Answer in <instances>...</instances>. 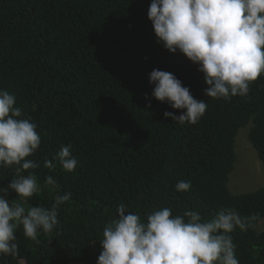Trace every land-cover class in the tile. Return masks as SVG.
I'll return each instance as SVG.
<instances>
[{"label":"trees","instance_id":"1","mask_svg":"<svg viewBox=\"0 0 264 264\" xmlns=\"http://www.w3.org/2000/svg\"><path fill=\"white\" fill-rule=\"evenodd\" d=\"M150 3L0 0V90L15 94L16 106L41 137L26 158L38 167H0V188L34 174L38 193L23 200L12 190L6 193L10 203L26 208H50L56 195L71 193L54 230L32 241L17 229L18 252L0 256V264H97L103 228L118 218L121 203L142 219L164 207L173 215L197 211L205 220L221 209L254 217L250 228L237 227L230 235L239 264H264V182L242 191L247 193L233 186H240L243 170L239 129L249 127L247 140L264 169V75L245 97L205 96L199 65L157 41L147 17ZM154 69L174 74L207 103L196 124L163 115L183 110L152 97ZM68 145L78 161L71 172L54 159ZM45 160L56 167H44ZM47 176L56 187L45 183ZM178 181L192 186L178 192Z\"/></svg>","mask_w":264,"mask_h":264},{"label":"clouds","instance_id":"2","mask_svg":"<svg viewBox=\"0 0 264 264\" xmlns=\"http://www.w3.org/2000/svg\"><path fill=\"white\" fill-rule=\"evenodd\" d=\"M147 17L157 41L167 51H179L199 65L207 97H245L250 84L264 75V0H151ZM149 83L154 85L151 95L157 101L183 110L180 115L163 113L172 121L196 124L207 110V103L195 99L170 72L154 69ZM36 128L16 106L15 94L0 90V167L15 165L17 171L38 167L26 159L41 144ZM70 149L71 145L61 146L54 157L68 172L78 164ZM44 167L54 169L56 164L45 160ZM45 183L57 186L52 176H47ZM191 186L190 181H178L175 190L184 192ZM9 190L23 200L38 193L40 185L29 173L0 188V256L17 254V229L22 228L32 241H37L41 232L51 233L59 224L60 206L71 196L56 195L50 208H26L10 203L6 196ZM116 213L118 218L103 228V250L97 264H239L230 234L237 227L246 231L254 219L221 209L205 220L197 211L173 215L169 207L154 209L142 219L123 203Z\"/></svg>","mask_w":264,"mask_h":264},{"label":"rangeland","instance_id":"3","mask_svg":"<svg viewBox=\"0 0 264 264\" xmlns=\"http://www.w3.org/2000/svg\"><path fill=\"white\" fill-rule=\"evenodd\" d=\"M248 131L249 127H246L244 129L241 128L239 129L236 136V149L239 152L238 165H241V167L243 168V170H241L238 174V179L241 188L240 186H235V184L233 185L234 190L237 192L248 190V187H256L264 182V169L257 157L255 150L251 147L250 143L247 140ZM234 178L235 171L230 176L228 184L229 189L231 185V180H233ZM261 187H258L257 189Z\"/></svg>","mask_w":264,"mask_h":264}]
</instances>
